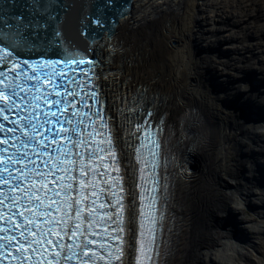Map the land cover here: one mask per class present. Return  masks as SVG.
I'll return each mask as SVG.
<instances>
[{
  "label": "bare ground",
  "instance_id": "obj_1",
  "mask_svg": "<svg viewBox=\"0 0 264 264\" xmlns=\"http://www.w3.org/2000/svg\"><path fill=\"white\" fill-rule=\"evenodd\" d=\"M39 4L46 18L31 16L20 27L24 32L12 29L16 40L29 43L49 37L38 24L50 25L55 14L50 3ZM25 10L21 18L33 11ZM225 12L224 0H133L114 23L111 36L105 37L99 54L105 97L119 108L115 119H124L127 104L140 106L155 96L170 124L166 143L172 157L182 159L184 173L188 166L184 160L191 155L197 160L184 184L173 179L169 187L172 195L165 212L174 217L179 213L184 221L179 233L175 228L162 229L161 239L176 243L171 264H236L243 254L242 226L246 225L247 244L251 242L247 230L251 235L264 233V62H254L261 58L253 47L221 49L219 18ZM234 15L233 21L238 16ZM239 56L248 63L243 65ZM203 126L202 139L209 142L200 143L195 134ZM113 132L122 145L141 135L130 128ZM125 147L129 153L128 144ZM191 191L192 203L187 204ZM245 207L257 210L260 222L244 218ZM229 209L236 225L227 215ZM136 249L131 247V261L124 257L118 264H136Z\"/></svg>",
  "mask_w": 264,
  "mask_h": 264
},
{
  "label": "snow or ice",
  "instance_id": "obj_2",
  "mask_svg": "<svg viewBox=\"0 0 264 264\" xmlns=\"http://www.w3.org/2000/svg\"><path fill=\"white\" fill-rule=\"evenodd\" d=\"M112 0H108V3H111ZM97 25L102 26V21L97 19ZM55 36H59V32L57 31ZM0 61H5L8 57L12 56L10 51H6L5 49L0 48ZM23 63L28 64L27 61ZM76 63L83 64L87 63L92 65L94 62L91 60L85 61L83 59L77 60ZM30 68L35 71V68L29 64ZM16 68H19V64H16ZM15 70V69H13ZM89 72H92L93 69L90 67L88 69ZM29 80H32L33 77H27ZM2 83V81H0ZM37 84L39 81L37 80ZM11 87L10 85H5V88ZM3 95V92L0 91V96ZM11 95L17 96L18 93L16 91V87L11 88ZM69 95H75V93H69ZM90 97L95 101L96 104H99L100 101L96 96L95 92L90 93ZM5 100H9V103L0 106V113H4L6 110H11L12 106L15 104L14 100H10L9 97H4ZM30 101L32 99H39V97L32 96L29 97ZM54 104H59L60 101H53ZM31 107L35 108L34 104H31ZM19 111V109H17ZM45 116L49 115L48 113H44ZM51 115H55L52 113ZM72 115H76L75 112ZM150 116L151 113L149 112ZM98 118L101 121V128L106 127L104 123L103 116L99 114L98 110ZM5 121H9L8 116H3ZM20 119H24L21 117ZM68 124H71L70 120L65 121ZM9 123L17 124L19 121H9ZM27 125L32 129V135L28 136V141H36L37 139V131L43 128V124H34L32 119L27 121ZM16 128H6L3 124H0V132L7 137L8 133H15ZM63 133H68L66 139L70 144H82L83 141H77L72 138V133H74V129L72 128H63L61 129ZM136 131H140L139 128ZM44 136L43 140L37 141L41 144V146L47 149L48 145L45 141L48 139L43 132L40 133ZM59 134V133H56ZM27 135V133H25ZM91 135V133H90ZM96 135L102 136L103 138L100 140L97 147L89 153V156L95 157L96 160H103L104 155L107 154L112 157L111 166L112 169L117 173L115 176H107L105 172H97L93 167L92 163H85V160L82 158L79 162L76 160H69L67 164L70 167H61L62 164L65 163L64 160H61L59 156L53 159V166L49 168V173L55 174L57 171L67 174L69 171L79 172L80 177L88 176L91 173V179L94 180L97 175L105 176L103 183L105 185L104 188L100 189L101 192H104L110 196V199L105 202H101L99 207L101 209L108 207L112 209V211L104 212L102 215L99 212H96L94 215V210L97 201L92 200L91 206L88 207L87 217H82V213L85 211L84 206H82V199L87 200L89 198L88 195L80 194V197L74 199L72 193L80 192V185H84L86 183H90V181L86 182L84 179H80L77 181L75 176H57L56 180L61 181L59 185L60 190L57 191L55 188L49 190L51 195H45L44 199H40L37 196V192L42 191V189L33 188L31 190L27 188H22L21 192H27V198L24 200L21 207L27 208L31 211L33 208L39 209L38 212L35 213V216L26 217L25 219L35 225V227L30 231V233H20V237H22L28 244V246L32 249V253H40L44 251L40 247L41 244H52L54 247L59 249L65 248L64 237L67 236L69 239H79L80 237L86 236H96L97 233L95 231H91L93 225L106 224L107 227L103 228L104 237L103 240H115L117 243L115 247L112 244L108 243H99L98 247L104 250L107 253L108 257H111L114 261H122L124 255V232L126 229V217H125V209L126 205L125 201V189L123 186L122 178L119 176V168L115 159V150L112 145L111 137L104 136L102 132H97ZM151 133L145 132V136L151 138ZM4 143H8L7 139L3 140ZM21 143H24L21 141ZM95 143V141H94ZM153 144L158 148L159 145L156 141H153ZM100 145H105L101 147ZM11 146V145H10ZM147 146V145H146ZM24 147L27 148V144H24ZM7 149H0V152H6ZM57 151H60L61 154L65 157L70 155L69 152H63L59 144L57 143ZM151 156L156 157L158 153L153 151L150 153ZM32 155H49L47 152H37L36 148L32 149ZM0 162H3V169H0V182L8 183L13 178V169L12 165L16 163H23V168H17L16 171L19 173H23L22 177H17V183L12 185L9 191L17 188L20 183L27 182L29 185H34L37 183L35 177H39V183L41 185L45 184L46 176L49 173H45L40 170L39 164H37L32 156L29 155V152L24 151L21 152L19 149L15 153H12L8 161H3V157L0 156ZM138 162L143 165L142 168L138 169V176L136 178V188L137 192L133 196V201L138 202L134 203L132 208L130 209L131 215L127 217L128 224L135 223L137 230V258L136 264H154L155 258L159 255V247H160V239L162 235L163 229V206L160 204V201L164 198V190L165 186L160 183L158 175L156 173V169L159 167L156 160H146L144 158L143 151H139ZM45 167L48 166V162L44 161ZM78 164V168L76 167ZM31 165V168L29 167ZM104 168H108V165L105 164ZM5 172L7 175L5 176ZM55 183V181H53ZM89 195H96L95 190H93ZM11 200L9 204L8 211L15 215L14 209L17 207V200L20 197L10 196L7 197ZM39 201V202H37ZM52 205H55V208L52 209ZM52 211L61 212L63 211V216L60 219H49L52 217ZM45 217L43 221L44 225H50V227H41L36 223L37 217ZM71 220L72 223L68 224V221ZM111 229V231H109ZM29 235L36 236L38 239L32 240L29 239ZM51 236H58L59 238L53 244V240L50 238ZM4 239H15L5 237ZM74 239V242H75ZM19 243V240H17ZM90 244H97L96 240L86 239L82 244H78V248H83L85 251L84 255H87L88 252H92V257H97V254L88 248ZM5 247H8L9 244H5ZM25 245L23 243L19 244V248L17 251L24 249ZM67 247H71L68 245ZM56 257L61 255L60 252L54 253ZM72 256H66L65 259L71 260ZM104 256H99L98 259H104ZM35 259V258H34ZM19 264H27V257L24 252L21 253L19 257ZM35 264H39V261H35ZM49 264H56L55 261L49 260ZM88 264H96L95 259H89ZM111 264V262H109Z\"/></svg>",
  "mask_w": 264,
  "mask_h": 264
},
{
  "label": "rangeland",
  "instance_id": "obj_3",
  "mask_svg": "<svg viewBox=\"0 0 264 264\" xmlns=\"http://www.w3.org/2000/svg\"><path fill=\"white\" fill-rule=\"evenodd\" d=\"M224 12H225L223 14L224 16H221V18H219V21H220L219 22V33H222V36L219 37V41H220V44H223V46L221 47L222 50L226 52V50L228 49V51L231 50L232 52H234L235 50H237V48L241 50L242 46L243 48L253 47L255 48V53H258L259 57L261 58V59L254 60V62L255 63L258 61L264 62V0H224ZM232 15L234 16L238 15L237 19L233 21ZM187 47L190 48V45L188 44V42H187ZM223 47L225 50L223 49ZM239 53L242 54V52H239ZM226 54L229 56L231 55V53H226ZM239 58L243 65H246L245 62L248 63L247 59H244L241 56H239ZM262 90L264 91V87ZM203 128L204 126L200 129V131H197L195 134L196 135L195 139L197 141H200V143L208 141V140L202 139V138H205L203 134ZM201 156H204V154L202 153ZM194 161H197V160L195 159ZM207 164H208V161L206 163V167H207ZM189 169L192 170V167H190ZM200 170L201 168L199 167V173L197 174V180L198 178L201 177ZM198 175L200 176L198 177ZM197 183L198 181H196L192 190H194ZM191 194H192V191L190 192V199L187 204L192 203ZM229 210L230 211L227 212V215L230 212L233 213V209H229ZM244 210H245L244 218H251L253 220L260 222L261 219L258 218V216L256 215V213L258 212L257 210L250 209V208L248 209V207H245ZM185 211L187 213V209H185ZM222 222H223V219H222ZM222 222H220L219 225L223 226ZM225 223L228 224V222H225ZM237 226L240 227V225H237ZM262 226L264 227V219L262 222ZM245 228H246V225H243L242 235L240 236V240H242V243H241L242 248L239 249V252H242L243 254H239L236 260L237 261L236 264H264V233L259 234L258 231H256V235H254L255 233L253 231V235H251L249 231L247 230L248 232L247 236L250 238V241H251L249 244H247L246 241L244 240V236L246 234ZM186 231H187V228L185 227L184 234H183L184 237H185ZM224 232L226 233V226H225ZM180 246L181 247H179V250L181 248V253H182V250H183L182 244H180ZM219 264L221 263L219 262ZM231 264H235V263H231Z\"/></svg>",
  "mask_w": 264,
  "mask_h": 264
},
{
  "label": "water",
  "instance_id": "obj_4",
  "mask_svg": "<svg viewBox=\"0 0 264 264\" xmlns=\"http://www.w3.org/2000/svg\"><path fill=\"white\" fill-rule=\"evenodd\" d=\"M44 4L50 3L51 11L53 12V21L49 22L50 25L38 24L40 28L45 29L48 36H53L56 30L63 31L65 23L69 22H81L82 34L86 35L90 40H96L95 37H101L109 34L111 36L112 27L117 22L119 17H122L130 9L133 0H112L108 3V0H42ZM5 2L8 4L6 5ZM40 0H0V14L4 16H11L12 19H8L6 27L13 28V25L21 27L25 23H29L31 17L28 13L27 17L22 19L15 18L14 16L20 14L25 15L26 8L32 11V16L38 15V18L43 20L46 18L44 13L40 10ZM34 8V9H33ZM14 16H12V15ZM16 19V20H14ZM97 19L102 21V26L97 25ZM18 20V21H17ZM67 28H74L70 23L66 25ZM76 38V37H75ZM75 38L71 37V43H75ZM100 47V45H99ZM98 47V48H99ZM19 48V47H18ZM222 49V48H221ZM18 51V50H16ZM222 52V51H221ZM64 54L61 51L50 53L51 57H59ZM195 115V114H194ZM193 119L197 120L196 116ZM174 217V216H173ZM179 214L175 219L179 220ZM233 214L229 213V219L232 223L237 221L232 218ZM234 228V227H233ZM235 229V228H234ZM235 236H239L236 233ZM240 237V236H239Z\"/></svg>",
  "mask_w": 264,
  "mask_h": 264
},
{
  "label": "clouds",
  "instance_id": "obj_5",
  "mask_svg": "<svg viewBox=\"0 0 264 264\" xmlns=\"http://www.w3.org/2000/svg\"><path fill=\"white\" fill-rule=\"evenodd\" d=\"M194 162H195V161H193L191 167L193 166ZM190 172H191V169H190ZM188 176H189V175H188ZM182 180H183V184H184V182H186V181L188 180V178H187V177H183ZM182 187H183V185H182ZM178 214H179V213H178ZM179 216H180V217H179L178 224L180 225V226H179V230L181 231V229L183 228V225H184V221L182 220V216H181L180 214H179ZM178 233H179V232H178ZM174 243H175V241H174ZM175 253H176V243H175L174 253H173V254H170V255L166 258V260H165V264H171V256H172V255H175Z\"/></svg>",
  "mask_w": 264,
  "mask_h": 264
}]
</instances>
